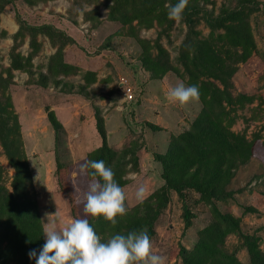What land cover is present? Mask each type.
<instances>
[{"label": "rangeland", "instance_id": "1", "mask_svg": "<svg viewBox=\"0 0 264 264\" xmlns=\"http://www.w3.org/2000/svg\"><path fill=\"white\" fill-rule=\"evenodd\" d=\"M256 1L259 10L248 19L254 51L247 62L236 65L232 76L234 95L254 99L236 110L237 119L232 127L233 131L245 133L249 138L255 133H264V0ZM237 2L198 1L215 15L223 8H234ZM108 5L107 0H12L0 11V75L10 77L7 91L20 124L43 226L55 220L60 228L73 219L72 201L68 192L59 186L56 165L61 163L70 170L84 156L79 158L75 153L78 141L73 136L68 138L71 133H67L59 121L58 135L55 136L52 130L50 113L54 117L55 113L51 106L60 95L77 102L85 101L93 112L94 123L81 132V151H90L101 145L95 123L97 118L101 119L105 129V116L110 117L112 127L118 123L122 126V129H114L109 139L105 129L108 146L117 151L136 149L138 166L133 169L128 165L123 187L127 208L141 202L136 198L140 186L144 187L146 198L163 185L162 168L154 160V155L163 154L171 138L188 130L201 110L200 102L181 106L167 100L169 87L178 81L188 86L186 79L172 71L155 76L144 63L145 51L140 42L158 39L171 63L177 65L187 26L182 21L179 24L174 22L170 30L163 31L165 25L154 23L149 29L136 27L135 34L131 35L126 26L107 19ZM21 24L24 26L22 30ZM44 25L62 32L72 42L56 34L35 33L28 29ZM195 30L200 32L201 38L209 32L202 22ZM12 52L24 57L31 55L32 67L27 71H9ZM59 60L72 69L64 72L61 68L52 74L54 62ZM126 88L132 91L131 101L124 95ZM259 99L263 102L261 106H257ZM75 106V110L80 109ZM32 113L33 124L30 121ZM0 165L5 171L4 185L10 190L14 172L1 147ZM65 176L62 171L61 178L65 179ZM227 190L235 191V194L231 199L219 202V209L238 218L241 232L257 237L260 249L264 251V158H253L237 168ZM197 199L195 193L186 192L185 203L193 215L188 229H184L182 203L175 193H170L169 203L156 222L151 240L153 252L166 256L167 264H182L180 246L191 249L198 232L211 220L208 207ZM244 209L252 210L244 212ZM240 244L236 236L226 239L227 249L235 250L242 264H249L246 250L241 249Z\"/></svg>", "mask_w": 264, "mask_h": 264}, {"label": "trees", "instance_id": "2", "mask_svg": "<svg viewBox=\"0 0 264 264\" xmlns=\"http://www.w3.org/2000/svg\"><path fill=\"white\" fill-rule=\"evenodd\" d=\"M11 1L0 0V11ZM198 1L189 0L183 12L182 22L188 30L179 49L177 65L171 63L158 39L153 42L140 40L145 51L144 63L155 76L172 71L185 78L188 86L196 85L200 90L201 110L188 130L171 138L163 154L154 155V160L162 168L163 185L134 207H126L127 214L118 216L115 225L103 218L93 219L84 214L85 194L91 177L81 174L80 166L86 160H103L106 166L113 169L121 187L125 185L128 165L133 169L138 166L135 148L117 151L108 146L103 121L98 118L95 128L101 145L76 161L70 170L68 166L57 163L55 175L58 176L61 190L68 192L72 201V218L87 219L101 237V242H107L116 234L127 235L144 228L152 240L156 222L169 203L170 193H175L180 199L184 229H188L193 215L185 203V194L192 192L197 195L198 202L208 207L211 220L198 232L197 241L191 249L180 246L181 263L242 264L236 251L226 247V239L233 235L240 239L239 247L246 250L249 264H264V251L260 249L258 238L243 234L239 219L218 207L219 202L229 200L235 194L227 187L237 168L253 158H264V133H255L249 138L245 133L232 130L237 119L236 110L254 101L252 97L234 95L232 76L236 65L247 62L254 51L248 19L259 10V2L237 0L234 8H223L215 15ZM107 2V19L126 26L129 33L134 35L136 27L149 29L154 23L165 25L163 31L170 30L175 21L168 18L166 5H174L178 0ZM93 13L98 16L96 11ZM86 16L90 14L86 13ZM201 22L209 30L203 38L195 30ZM23 27L21 24L20 30ZM28 29L35 33L56 34L72 42V39L48 25ZM31 59V55L24 57L12 52L9 71H27L32 67ZM61 68L64 72L72 69L59 60L54 62L51 73L56 74ZM9 84L10 77L0 75V147L14 172L9 190L4 185L5 171L0 165V264H36V259H29L28 254L35 249L38 256L43 248V225L33 192L32 174L23 148L20 124L7 91ZM262 103L260 100L257 106ZM50 117L52 130L57 136L60 124L53 113H50ZM62 171H65V179L61 178ZM72 174L75 177L72 178ZM247 210L252 209H244V212Z\"/></svg>", "mask_w": 264, "mask_h": 264}, {"label": "clouds", "instance_id": "3", "mask_svg": "<svg viewBox=\"0 0 264 264\" xmlns=\"http://www.w3.org/2000/svg\"><path fill=\"white\" fill-rule=\"evenodd\" d=\"M188 3L189 0H178L174 5H166L168 18L179 24ZM167 100L181 106L198 103L200 90L196 85L186 86L178 81L169 87ZM80 173L91 177L85 194L84 214L115 225L116 218L126 215L127 209L125 190L116 181L113 169L103 160H86L80 166ZM136 198L144 200L143 186L137 189ZM43 235L46 240L39 255L35 249L28 254L29 259H36V264H167L166 256L153 252L146 228L127 235L116 234L107 242H101L87 219H70L60 228L52 220L44 224Z\"/></svg>", "mask_w": 264, "mask_h": 264}, {"label": "crops", "instance_id": "4", "mask_svg": "<svg viewBox=\"0 0 264 264\" xmlns=\"http://www.w3.org/2000/svg\"><path fill=\"white\" fill-rule=\"evenodd\" d=\"M149 86H152V83H150ZM58 99L59 100H56L54 105L51 106V110L54 111L55 117H56L57 121H59L60 124L62 125V128L65 131H67V133H69V134L71 133L70 135H68V138H70L69 136H73V138H75L78 141L76 148H74L75 153L77 155H79V158H81V156L84 155L82 157V158H84L85 155L88 152H90L91 150L90 151L84 150V152H83L79 149V144H80L81 140L83 139L81 132L86 126H89L91 123H94L93 112H92V110H90L91 108L89 105H85V101L83 103L77 102L76 100H71L70 98H67V97L63 98V96L61 97V95L58 97ZM75 104L80 109L75 110L74 109L76 107ZM83 111H84V113H83ZM83 115H85V116L83 117ZM31 116H32L31 117V119H32L34 114L32 113ZM105 117H104V120H105L104 124H105L106 132L108 134V139H109V135L114 134L113 130L114 129H117V130L122 129V126H120L118 123L114 127H112V125L109 123L110 117H108V116H105ZM31 119H30V121L33 124V121H35V118H33V120H31ZM34 126L35 125H33V127ZM71 131H73V133Z\"/></svg>", "mask_w": 264, "mask_h": 264}, {"label": "built area", "instance_id": "5", "mask_svg": "<svg viewBox=\"0 0 264 264\" xmlns=\"http://www.w3.org/2000/svg\"><path fill=\"white\" fill-rule=\"evenodd\" d=\"M124 95L128 101H131L133 99L132 91L130 88L125 89Z\"/></svg>", "mask_w": 264, "mask_h": 264}]
</instances>
